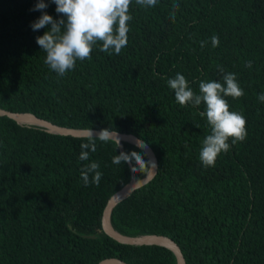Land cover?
<instances>
[{"label":"trees","instance_id":"16d2710c","mask_svg":"<svg viewBox=\"0 0 264 264\" xmlns=\"http://www.w3.org/2000/svg\"><path fill=\"white\" fill-rule=\"evenodd\" d=\"M45 2L44 11L57 18L55 4ZM35 3L0 0V107L70 129L112 127L155 151L156 179L113 211L121 235L168 237L186 264H264V102L257 98L264 93V0H157L151 8L133 0L121 53L96 46L63 77L44 63L36 43L46 29L30 26L41 15ZM218 66L244 89L227 100L246 117L247 136L206 168L199 160L210 133L198 114L204 105H179L167 78L181 73L198 93L201 80L223 82ZM82 142L0 116V264H97L110 257L176 264L165 247L103 235V209L132 173L112 162L121 149L97 140L90 161L100 164L102 178L85 186L80 170L90 161L79 159ZM124 150L142 151L132 144Z\"/></svg>","mask_w":264,"mask_h":264},{"label":"clouds","instance_id":"9594fccd","mask_svg":"<svg viewBox=\"0 0 264 264\" xmlns=\"http://www.w3.org/2000/svg\"><path fill=\"white\" fill-rule=\"evenodd\" d=\"M55 4L57 18H53L44 11L48 4L45 0H36L33 11H40L41 15L31 23L33 31L46 29L42 35L37 36L36 43L45 53L44 63L59 77L73 70L76 62L91 59L94 47L105 53L119 55L127 46L129 21L132 19L130 8L133 0H51ZM138 6L144 8L155 7L157 0H135ZM179 4L172 5L170 19H175V12ZM50 25V27H48ZM219 37L212 36L213 47L219 45ZM205 41H201L204 47ZM251 67L249 61L246 65ZM222 81L201 80L199 92L193 90L189 81L181 73L167 78V86L174 91L176 102L182 107L191 105L198 107L202 103L204 111L198 114L206 117L210 133L202 140L199 151V160L204 167H213L219 155L229 151L232 145L246 139V117L231 109L227 97L238 99L244 95V89L235 73L224 72ZM258 100L264 102V93L258 94ZM80 145L79 159L90 161V153L97 151V140L101 143L111 142L116 149H121L112 157L114 164L128 165L133 175L137 173H154L158 165L154 159H145L146 151L123 150L119 133L112 127L102 128L93 133L89 127ZM231 141V144L229 143ZM137 147L146 148L143 141H138ZM142 148V149H143ZM97 161H90L82 166L81 178L85 186L90 183L99 186L102 172ZM138 180L135 179L134 183Z\"/></svg>","mask_w":264,"mask_h":264},{"label":"water","instance_id":"95a60500","mask_svg":"<svg viewBox=\"0 0 264 264\" xmlns=\"http://www.w3.org/2000/svg\"><path fill=\"white\" fill-rule=\"evenodd\" d=\"M0 116H7L10 119L15 120L21 126L24 127H32L41 129L47 133L54 134V135H61L67 137H74V138H82L85 135L86 130L84 129H70L66 127L58 126V124H54L46 119L40 118L34 115L31 112H15L6 110L0 107ZM93 133L99 132V130H92ZM120 137L122 138L121 143L124 150L125 144H132L137 146L138 141H143L138 137L119 133ZM144 142V141H143ZM146 148H143L141 145L140 148L142 151H146L148 153V159H154L158 168L154 170L155 172L147 173L143 178L138 179L135 184L134 181L136 178L135 175L132 174L131 181L125 185L121 190L116 192L110 199H108L101 216V231L104 236L110 237L113 240L126 245L131 246H145V245H158L169 249L175 256L176 264H186L185 257L182 253L181 248L177 245L173 240L165 236H158V235H142V236H127L121 235L117 232L113 225H112V214L114 209L118 204L123 202L124 200L131 197L135 192L141 190L142 188L149 185L154 179H156L159 173L160 162L158 156L156 155L155 151L146 143ZM143 148V149H142ZM87 238H95V236H86ZM97 264H129L121 258L117 257H110V258H103L97 262Z\"/></svg>","mask_w":264,"mask_h":264}]
</instances>
